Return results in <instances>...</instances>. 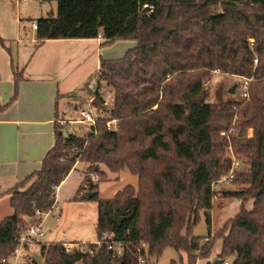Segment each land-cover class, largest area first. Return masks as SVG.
<instances>
[{
    "label": "trees",
    "instance_id": "trees-1",
    "mask_svg": "<svg viewBox=\"0 0 264 264\" xmlns=\"http://www.w3.org/2000/svg\"><path fill=\"white\" fill-rule=\"evenodd\" d=\"M56 1V10L37 20V44L101 34L103 45H136L122 56L100 58L98 79L113 87L117 127L98 117L92 132L80 136L58 124L40 167L7 190L12 211L0 219V257L14 250L21 229L53 207L57 186L79 160L88 164L86 191L95 193H81L80 185L72 199L97 200V238L113 233L123 251L115 253L104 241L84 242L86 250L43 241L37 243L42 261L34 257L35 264H139L140 255L149 264L166 247L196 264L218 239V258L264 264V0ZM216 68L251 78L249 98L237 101L220 86L209 99L204 83ZM20 79L15 72L14 94L2 108L16 99ZM93 100L104 104L98 88ZM233 125L229 137L222 134ZM229 143L247 164L234 178L241 186L223 191L239 200V212L215 234L196 235L201 210L211 226L212 182L231 167ZM102 164L113 172L128 168L138 185L100 199L89 172L106 176ZM116 209L124 217L120 225Z\"/></svg>",
    "mask_w": 264,
    "mask_h": 264
},
{
    "label": "crops",
    "instance_id": "crops-1",
    "mask_svg": "<svg viewBox=\"0 0 264 264\" xmlns=\"http://www.w3.org/2000/svg\"><path fill=\"white\" fill-rule=\"evenodd\" d=\"M20 6L19 0H0V210L7 208L0 219L12 211L7 190L40 167L44 155L55 142V129L61 124L60 120H67L61 124L65 132L77 133L68 127L72 122H79V116L73 115L79 114V108L85 106L72 97L87 79L85 72L89 58L92 66L94 63L99 69L102 56L98 53L104 40L100 34L94 38L46 39L37 44L36 31L24 23ZM15 72L21 75L17 97L2 108L14 94ZM98 89L101 94V84ZM94 93L95 89L90 101ZM82 163L77 160L57 186L56 200L61 186L70 180L73 192L76 193L80 185L84 187L81 193L86 191L87 184L82 182L85 177ZM78 167L82 168L80 172ZM73 175H79L75 182ZM75 193L71 191L68 198L72 199ZM237 212L235 210V214ZM27 248L30 250V246Z\"/></svg>",
    "mask_w": 264,
    "mask_h": 264
},
{
    "label": "rangeland",
    "instance_id": "rangeland-1",
    "mask_svg": "<svg viewBox=\"0 0 264 264\" xmlns=\"http://www.w3.org/2000/svg\"><path fill=\"white\" fill-rule=\"evenodd\" d=\"M21 3V12L23 17V21L25 24H29L30 29L36 31V29L32 28L33 22H37V20L41 17L47 16L51 14L52 11L56 10L57 1L56 0H19ZM216 10H220V7H217ZM136 45V41L134 40H118L109 45H103L99 50V53L102 57L105 58H113L124 55L125 51L129 48L134 47ZM95 59V56L93 60ZM92 60L88 59L86 64L87 71V79L84 81L74 92V96L77 98L83 106L86 108L89 107L90 103V95L93 93V90L99 88V84H101V91L104 99L103 105H93L95 108L93 112L96 116H101L102 118H106V124L108 120H111V109L113 107V96L114 90L113 87L108 85L105 81H100L98 79V67L93 63V68L91 70ZM83 68H80V70ZM85 71V70H84ZM215 72V71H213ZM240 81V76L224 73L222 71L215 72L212 74L210 78L205 80V86L208 89L209 99H214L215 93L217 89L221 86L223 93L226 96L231 94L229 89ZM101 95V96H102ZM235 98H240L238 92L235 93ZM94 97L92 98V102H94ZM73 116H79L78 113H74ZM118 120L112 122L111 128H114L115 124L117 127ZM108 126V125H107ZM234 126V125H233ZM232 126V127H233ZM236 129V126H234ZM68 130L77 132L80 136H87L92 132V126L86 122H72L71 126L68 127ZM69 132V131H68ZM73 133V132H72ZM248 134H252V129L248 130ZM227 150L225 148V156H227ZM236 154V153H235ZM238 156V154H236ZM241 159V168L246 169L247 164L245 162L246 158L244 156H238ZM83 162V161H82ZM84 169L83 171L86 173L88 164L83 162ZM83 168V165L80 166ZM78 167V171L82 170ZM101 168L106 171V176L98 175L95 173H90L89 175L94 182H98L99 189V198L107 199L111 198L115 195V193L124 188L127 184H132L134 186L138 185V175L132 173L128 168H125L119 172L110 171L104 164L101 165ZM80 172V171H79ZM83 172V173H84ZM76 176V177H75ZM79 175H73L72 181H77ZM84 179L82 180V182ZM71 182L68 181L65 185L61 186L58 192L57 200L55 201L56 206L53 211L45 218L43 222V227L45 229V235L43 237L44 241H70L72 244L82 243V240L85 241H93L97 239L96 232V223L98 217V202L97 200H86V201H77L73 199H69L68 197L73 192L70 189ZM73 182V184H74ZM241 184L238 180H234L231 184L227 185L228 189L235 190L240 187ZM226 188V189H227ZM240 202L236 198H232L230 196H225L224 193L221 197L215 198L213 207L211 212V226L207 223V216L205 210L200 211V221L194 228V234L196 235H208L211 231V235L215 234L220 228L224 226L228 219L235 215V210L240 208ZM248 206H251V202L248 203ZM5 209L1 208L0 215L5 213ZM237 212V213H238ZM225 213L227 215H225ZM236 213V214H237ZM225 215L229 216L228 218L222 219ZM56 216H59L60 219L56 220ZM222 240L218 239L215 242L214 248L209 257L205 258V260H198L197 264H205L206 262H210L213 264L214 259L218 258L219 253L218 249L221 248ZM39 252L38 244H31L29 252ZM220 252V250H219ZM217 253V254H216ZM184 254V256L182 255ZM234 255L228 256L225 259L230 262L233 261ZM175 259L176 264H187V254L185 252H178L172 247H166L162 254L156 258L152 257L149 261V264H170L171 260Z\"/></svg>",
    "mask_w": 264,
    "mask_h": 264
},
{
    "label": "built area",
    "instance_id": "built-area-1",
    "mask_svg": "<svg viewBox=\"0 0 264 264\" xmlns=\"http://www.w3.org/2000/svg\"><path fill=\"white\" fill-rule=\"evenodd\" d=\"M33 28H37V22H33ZM253 43V42H252ZM215 72H220L219 68L214 69ZM251 78L240 76V81L236 84L234 93H231L232 97L237 101H242L249 98V89L248 84ZM238 92L240 98H235V93ZM95 106L93 102L90 101L89 107H81L79 108V118L77 121L86 122L91 124V126L96 125V120L98 117L93 112ZM236 108V106H234ZM237 109V108H236ZM116 121L115 118L107 121V125L111 128L112 122ZM61 124L67 122L66 119L60 120ZM117 123V122H116ZM116 128V124L114 126ZM235 132L234 127H231L228 131H222V134L229 137L230 133ZM227 156L231 159V167L228 172L222 174L219 178L215 179L212 182L213 195L215 198L221 197L223 195L224 189L227 188L228 184H231L238 172L244 170L241 168V159L235 154L232 144L229 143L226 147ZM97 176V175H96ZM55 209V204L48 211L44 212L40 219L35 220L33 222L28 223L18 234L17 243L14 250L8 256L0 257V264H35L32 259H34V253L29 252L28 246L31 244H37L38 242H43V237L45 235V229L43 227V222L45 218ZM59 216H56V220H59ZM113 233L110 235H102L100 239L97 238L95 241L100 245L101 242H105L107 244V248L114 250L115 253L121 254L123 251V244L121 242H114L111 237ZM84 242L78 244L66 243L65 247L67 250L71 249L74 246L81 247L82 250H86L84 247ZM144 245V243H143ZM93 251H91L92 253ZM139 264H145V258L143 255L139 257ZM217 264H231L229 260H222Z\"/></svg>",
    "mask_w": 264,
    "mask_h": 264
},
{
    "label": "water",
    "instance_id": "water-1",
    "mask_svg": "<svg viewBox=\"0 0 264 264\" xmlns=\"http://www.w3.org/2000/svg\"><path fill=\"white\" fill-rule=\"evenodd\" d=\"M235 87H236V84H234V85L229 89V92H230V93H234V91H235ZM94 193H95V191H86V194H87L88 196H92V195H94ZM123 219H124V217H123V216H120L119 213H118V209H116L115 212H114V221H115L118 225H120V224L122 223ZM33 255L35 256L36 261H37L38 263H41V261H42V256H41V254L35 252ZM221 261H222L221 258H217L216 260H214L213 264L220 263Z\"/></svg>",
    "mask_w": 264,
    "mask_h": 264
}]
</instances>
